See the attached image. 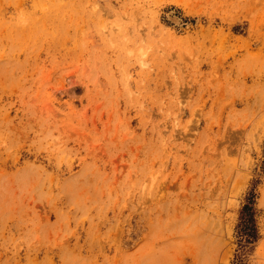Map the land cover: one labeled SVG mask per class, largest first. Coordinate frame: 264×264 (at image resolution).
<instances>
[{
	"label": "rangeland",
	"instance_id": "obj_1",
	"mask_svg": "<svg viewBox=\"0 0 264 264\" xmlns=\"http://www.w3.org/2000/svg\"><path fill=\"white\" fill-rule=\"evenodd\" d=\"M0 264H264V0H0Z\"/></svg>",
	"mask_w": 264,
	"mask_h": 264
},
{
	"label": "trees",
	"instance_id": "obj_2",
	"mask_svg": "<svg viewBox=\"0 0 264 264\" xmlns=\"http://www.w3.org/2000/svg\"><path fill=\"white\" fill-rule=\"evenodd\" d=\"M255 199L256 193L254 190L247 198V202L241 209L240 223L238 224V237L240 242L247 244H253L258 240V228L256 223V211H255Z\"/></svg>",
	"mask_w": 264,
	"mask_h": 264
}]
</instances>
